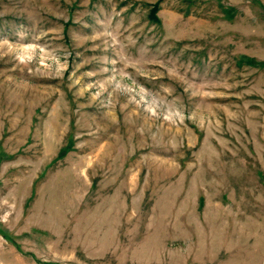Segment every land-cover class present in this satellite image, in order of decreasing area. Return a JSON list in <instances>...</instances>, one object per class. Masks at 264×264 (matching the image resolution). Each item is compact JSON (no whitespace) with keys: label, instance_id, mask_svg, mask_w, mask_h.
<instances>
[{"label":"rangeland","instance_id":"1","mask_svg":"<svg viewBox=\"0 0 264 264\" xmlns=\"http://www.w3.org/2000/svg\"><path fill=\"white\" fill-rule=\"evenodd\" d=\"M0 264H264V0H0Z\"/></svg>","mask_w":264,"mask_h":264}]
</instances>
